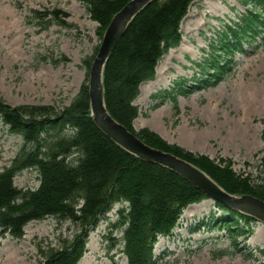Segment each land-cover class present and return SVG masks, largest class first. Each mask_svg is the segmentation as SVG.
I'll list each match as a JSON object with an SVG mask.
<instances>
[{
    "label": "rangeland",
    "instance_id": "374dc122",
    "mask_svg": "<svg viewBox=\"0 0 264 264\" xmlns=\"http://www.w3.org/2000/svg\"><path fill=\"white\" fill-rule=\"evenodd\" d=\"M249 7L240 0L191 2L180 22L178 45L161 55L154 77L139 85L133 126L148 127L187 150L228 158L236 173L256 180L264 155V32L251 43L242 40V50L227 57V69L218 80L211 77L205 83L206 75L194 64ZM54 8L66 13L59 14L64 23L30 12ZM100 41L97 23L83 0H0V98L10 105L50 104L62 109L88 83L84 60L94 57ZM181 80L183 93L175 91V81ZM164 91L170 93L158 95ZM20 144L19 136L9 134L0 121V171ZM14 184L37 187L36 171H21ZM196 203L186 206L172 233L159 236L154 244L159 264H264V223L250 218L244 221L245 233L233 238L223 225L227 222L220 225L225 228H209L215 218L226 217L213 199L207 205ZM116 210L117 204L89 230L86 250L76 264H126L119 241L124 227H117ZM224 220L244 223L235 217ZM22 230V236L14 238L0 229V264H41L40 248L71 237L74 225L49 216L27 222Z\"/></svg>",
    "mask_w": 264,
    "mask_h": 264
},
{
    "label": "trees",
    "instance_id": "16d2710c",
    "mask_svg": "<svg viewBox=\"0 0 264 264\" xmlns=\"http://www.w3.org/2000/svg\"><path fill=\"white\" fill-rule=\"evenodd\" d=\"M101 37L111 17L129 0H83ZM193 0H152L128 23L102 70L103 99L107 112L144 143L170 152L203 170L230 194H251L264 201V155L256 180L236 173L228 158H211L170 143L148 127L136 130L138 115L134 103L141 82L155 75L161 55L178 45L180 22ZM250 4L247 12L212 40L208 55L194 62L209 78L220 79L228 66V56L242 50L241 42L251 43L264 32V0H240ZM34 17L60 20L66 13L54 8L31 9ZM49 20H46V26ZM64 23L63 20H60ZM264 34L262 35V38ZM96 52V51H95ZM62 58H65L62 56ZM92 58L84 60L89 69ZM223 62V63H221ZM211 70L212 74H209ZM183 80L175 81V91L184 92ZM200 83V81H198ZM160 93V92H159ZM170 93V91L161 92ZM175 102V97H171ZM87 83L62 109L50 104L10 105L0 98V121L21 144L10 164L0 171V229L20 238L23 226L31 220L55 217L74 225L71 237L63 236L57 245L40 248L41 264H76L86 250L87 234L114 203L117 227H124L119 241L126 264H159L153 258L158 236L171 234L183 209L207 196L189 180L160 164L141 159L106 136L89 116ZM264 131V119L262 120ZM25 169L38 176L35 188H18L14 177ZM214 204L223 211L209 228H227L237 235L252 218L242 212ZM228 217L243 220L242 224ZM227 222L225 227L221 223Z\"/></svg>",
    "mask_w": 264,
    "mask_h": 264
},
{
    "label": "water",
    "instance_id": "95a60500",
    "mask_svg": "<svg viewBox=\"0 0 264 264\" xmlns=\"http://www.w3.org/2000/svg\"><path fill=\"white\" fill-rule=\"evenodd\" d=\"M152 0H129L110 19L101 36L88 72L89 116L109 138L133 155L167 167L198 187L207 197L264 223V201L251 195H233L225 191L203 170L170 152L144 143L106 110L103 99L102 70L111 51L131 19Z\"/></svg>",
    "mask_w": 264,
    "mask_h": 264
},
{
    "label": "bare ground",
    "instance_id": "6f19581e",
    "mask_svg": "<svg viewBox=\"0 0 264 264\" xmlns=\"http://www.w3.org/2000/svg\"><path fill=\"white\" fill-rule=\"evenodd\" d=\"M194 56V53H193ZM210 201V199H203L198 204L196 203L197 206H202V205H207V203Z\"/></svg>",
    "mask_w": 264,
    "mask_h": 264
}]
</instances>
